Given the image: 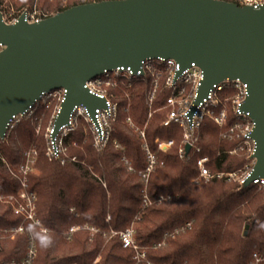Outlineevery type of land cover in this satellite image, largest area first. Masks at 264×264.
I'll return each instance as SVG.
<instances>
[{
    "label": "trees",
    "instance_id": "16d2710c",
    "mask_svg": "<svg viewBox=\"0 0 264 264\" xmlns=\"http://www.w3.org/2000/svg\"><path fill=\"white\" fill-rule=\"evenodd\" d=\"M94 1L102 0H0V11L17 19L36 3L40 14L48 16L45 13ZM154 78L147 73L110 87L108 93L118 111L110 142L101 150L96 149L87 124L79 119L63 139L64 163L46 157L43 135L36 133L34 121L40 118L43 130L53 100L36 104L31 117L21 118L4 139L0 138V154L13 171L24 162V151L37 150L26 183L28 190L36 193L37 215L50 232H35L33 264H136L135 252L124 248L118 235L110 236L111 230L120 232L132 223L135 241L152 264H264V191L256 183L238 191L240 178L252 167L248 158L251 145L234 134L220 136L235 123L244 125L246 121L231 108L223 129L205 117L194 147L180 158L181 128L162 124L171 90L160 86L150 103ZM222 93L234 91L230 88ZM128 116L137 131L126 122ZM141 130L159 161L147 183L139 175L146 166ZM161 140L173 144L160 149ZM204 157L214 175L210 179L199 177L197 160ZM20 188L18 177L0 162V196L15 195ZM144 195L151 204H145ZM137 215L141 221L135 220ZM22 223L9 204L0 201V262H20L25 257L28 237L11 238L9 234ZM246 224L249 231L244 235ZM75 225L81 229L65 233ZM87 227L96 231L91 234Z\"/></svg>",
    "mask_w": 264,
    "mask_h": 264
},
{
    "label": "water",
    "instance_id": "95a60500",
    "mask_svg": "<svg viewBox=\"0 0 264 264\" xmlns=\"http://www.w3.org/2000/svg\"><path fill=\"white\" fill-rule=\"evenodd\" d=\"M24 10L13 23L0 11V138L12 116H24L44 92L64 88L52 136L68 125L74 107L94 114L104 99L85 84L119 66L172 59L203 71L197 105L225 79L247 84L242 109L253 122V165L244 190L264 179V4L225 0H102L72 6L39 22ZM190 146L187 144L186 152Z\"/></svg>",
    "mask_w": 264,
    "mask_h": 264
},
{
    "label": "built area",
    "instance_id": "2783aa9c",
    "mask_svg": "<svg viewBox=\"0 0 264 264\" xmlns=\"http://www.w3.org/2000/svg\"><path fill=\"white\" fill-rule=\"evenodd\" d=\"M239 5H251L253 7H258L264 4V0H237ZM48 16L44 14H40L38 12H27L26 19L30 22H39L40 20L47 18ZM5 21L8 23H13L16 19L5 18ZM4 48V45L0 43V50ZM147 73L152 74L155 78L153 89L149 95V102L151 103L155 93L159 89L160 86L163 85L165 88H169L171 90V95L167 98L165 107L167 108V116L163 121V126H169L171 124H176L181 128L183 132V139L181 142V146L179 148V157L184 158L188 152H186L187 144L192 149L196 142V135L199 127L202 124V121L205 117H209L212 119L218 127L221 129L225 128L228 124V109L235 113V115L243 120H245V124L242 125L240 123H235L234 126L221 132L220 136L223 137L225 135L234 134L237 138H244L246 144H250V152L252 153L254 150V142L251 139V133L253 130V122L248 116V112H245L242 109V105L244 103L245 97L247 95V84L241 82L239 79L229 80L225 79L224 81L214 84L212 89L208 92L206 97H204L199 103L196 105L195 101L198 97V90L203 80V71L198 68L196 65L191 64L189 67L181 69V65L172 59H145L142 61L141 66L137 70H133V68L127 66H119L111 70H104L101 74L96 76L94 79L88 81L85 86L88 88L89 93L98 96L101 99H104V108H96L94 114L89 111L86 106L78 105L74 107V111L69 118L68 125L62 127L58 135L55 137L52 136L54 121L57 117V113L59 111L60 103L62 102L66 90L64 88L56 89L50 92H44L40 100L36 102L24 115H16L12 116L7 123V132L8 134L17 123L21 120V118L25 116H30L34 106L38 103H47L48 100H56L59 103L55 113H54V121H52L51 127L48 129L47 134V150L46 157L49 160H61L64 162V159L61 156L63 150V139L68 134V132L75 126V123L79 118H82L86 123L90 125L92 134L94 136L95 146L98 150H101L107 146L111 139V132L113 127V122L117 116V103L113 101L111 98L112 95L108 94L104 87L112 86L118 87L119 83L123 80L130 81L133 78H138L145 76ZM162 78V83L160 84L158 78ZM233 89V94H225L222 93L226 89ZM221 95L223 96L221 98ZM222 106L220 110H215L217 106ZM151 116V113L149 114ZM127 121L131 124V119L128 117ZM238 130V131H237ZM237 131V133H236ZM140 136L144 140L143 150L145 152L146 157V166L142 171L139 172L140 177L144 180L145 183L148 182L150 174L154 171L156 166L158 165V157L156 153H154L150 147L148 146L145 139V132L143 130L140 131ZM4 137V138H5ZM3 138V139H4ZM116 148L120 147V144L116 141L113 142ZM173 144L172 140L167 142L158 141V147L160 149H165L170 147ZM189 149V150H190ZM72 161L76 160V157L71 158ZM0 162L5 164L9 171L15 174L18 177L21 188L15 195H10L5 197L6 202L10 205L12 213L17 215L23 219V223L17 227H13L9 230V234L11 237H15L16 235H26L28 237V248L25 254V257L22 261H7L0 262V264H33L36 255L37 248L34 240L35 232L41 234H48L50 229L44 226L37 215L36 212V201L37 196L33 191L28 190L26 179L27 175L33 171L34 165L36 163V151L32 150L26 154L24 164H21L18 167V170L13 171L9 164L7 163L5 157L0 154ZM208 162V158H199L197 160V167L199 170V177L203 179H210L214 175L210 173L209 169L206 167V163ZM131 170L132 168L129 167ZM248 173V172H247ZM246 173V174H247ZM245 174V175H246ZM228 176H232V173H228ZM240 178V183L243 181L244 177ZM253 183L258 184L262 190L264 191V179L258 178L254 180ZM146 198L145 204H151V201L144 195ZM1 199H3L0 196ZM170 197H166L165 199H169ZM164 200L160 198L159 201ZM73 210V209H71ZM141 216L137 215L135 220L141 221ZM93 234L96 229L92 227H87ZM80 226H72L68 229L67 234H71L75 231L80 230ZM135 226L132 223L127 229L116 232L111 230L110 236L118 235L122 246L124 248L132 249L135 252V260L136 264H140L141 262H146V264H152L148 260H146L145 252L140 249L137 245L135 238Z\"/></svg>",
    "mask_w": 264,
    "mask_h": 264
},
{
    "label": "rangeland",
    "instance_id": "374dc122",
    "mask_svg": "<svg viewBox=\"0 0 264 264\" xmlns=\"http://www.w3.org/2000/svg\"><path fill=\"white\" fill-rule=\"evenodd\" d=\"M30 7V8H29ZM28 8H26L25 10H27V12H31V13H33V12H38V13H40L39 12V10L37 9V4L36 3H34L32 6H29ZM42 12V11H41ZM10 13V12H9ZM42 14V13H41ZM45 14H48V16H51V15H53L52 13H45ZM5 18H8V17H6V15L4 16ZM11 19H13V18H11ZM155 79H157V78H154V80ZM158 80H159V82H160V84L162 83V78L161 77H159L158 78ZM110 87L111 86H105L104 87V89H105V91L108 93V91H109V89H110ZM108 94H110V93H108ZM112 99H113V96L111 97ZM49 105H51V114H50V116H49V118H47V125L43 128V130H42V125H41V120H40V118L39 119H36V122L34 121V124H35V130H36V133L37 134H41V135H43V139H44V143H45V150H47V134H48V129L51 127V124H52V121H54V119H53V117H54V113H55V111H56V109H57V107L59 106V103H58V101H57V99L56 100H54L53 101V104H49ZM31 117V116H30ZM117 117V116H116ZM129 118H130V116H128ZM127 117V118H128ZM33 119V118H32ZM79 119H82V118H79ZM78 119V120H79ZM131 119V118H130ZM78 120H77V122H78ZM83 120V119H82ZM84 121V120H83ZM77 122L75 123V125L77 124ZM85 122V121H84ZM126 122L130 125V127H132V128H134V130L135 131H137L138 130V128L134 125V123L132 122V120H131V124L127 121V119H126ZM86 123V122H85ZM87 124V126H88V128L90 129V131H91V128H90V125L88 124V123H86ZM75 127V126H74ZM74 127L72 128V129H74ZM71 129V130H72ZM9 133V132H8ZM91 134H92V131H91ZM92 136H93V134H92ZM140 138L142 139V137L140 136ZM142 141H143V143H144V140L142 139ZM93 142H94V136H93ZM62 145H63V143H62ZM94 145H95V142H94ZM96 147V146H95ZM63 148V150H62V153H61V155L63 154V152H64V146L62 147ZM97 149V148H96ZM32 150H35L36 151V156H37V150L35 149V148H31V149H27L26 151H24V162H25V157H26V154L29 152V151H32ZM98 150V149H97ZM248 150H250V149H248ZM250 154H251V152H250ZM45 155H46V153H45ZM24 162L22 163V164H24ZM62 163V162H61ZM64 163V162H63ZM252 165H253V161H252ZM251 169V168H250ZM249 169V170H250ZM16 170H18V168L16 169ZM34 170V169H33ZM247 173V172H246ZM245 173V174H246ZM244 174V175H245ZM233 176H236V174H233L232 176H229V177H233ZM237 177L238 178H240V175L238 176L237 175ZM0 201L1 202H6V199H1L0 198ZM7 203V202H6ZM248 231H249V225L248 224H246L245 226H244V228H243V234L244 235H246L247 233H248ZM11 236V235H10ZM11 238H14V237H11Z\"/></svg>",
    "mask_w": 264,
    "mask_h": 264
}]
</instances>
